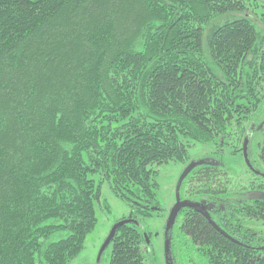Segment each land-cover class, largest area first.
Wrapping results in <instances>:
<instances>
[{"label":"trees","instance_id":"16d2710c","mask_svg":"<svg viewBox=\"0 0 264 264\" xmlns=\"http://www.w3.org/2000/svg\"><path fill=\"white\" fill-rule=\"evenodd\" d=\"M251 2L0 0V264H73L97 226L104 181L134 215L161 213L153 167L187 166L197 144L217 153L186 178L181 200L226 205L208 211L214 224L180 213L173 264L181 242L203 264H264V233L230 220L264 224V200L226 198L222 156L243 150L264 109V41L256 22L236 18ZM224 15L234 19L207 45L205 29ZM147 237L121 226L111 264H145Z\"/></svg>","mask_w":264,"mask_h":264},{"label":"rangeland","instance_id":"374dc122","mask_svg":"<svg viewBox=\"0 0 264 264\" xmlns=\"http://www.w3.org/2000/svg\"><path fill=\"white\" fill-rule=\"evenodd\" d=\"M248 6L246 12L240 13L236 18H247L257 23L259 36L264 41V0H259V6L256 8ZM251 7V8H250ZM231 15L221 16L208 26L204 31V42L209 45L210 37L213 31L233 20ZM234 139V128L231 131ZM253 137V141L250 144L251 153H260V144L263 142V135L256 134ZM232 144V140H229ZM242 146V145H241ZM236 148H229L226 146L222 149V156L225 158L224 162L227 164L228 170L233 179L232 189L233 192L240 190L241 186L246 185L248 180L252 178L249 170L244 165V159L241 154H232ZM214 153V154H213ZM217 153L214 145H193L189 149V158L187 160V166L191 162H197L203 160V157H207L210 161ZM213 154V155H212ZM186 164L182 163H169L159 167H153L158 172L155 176V183L159 186L158 199L161 203L162 212L155 213L153 217H143L139 214L134 215L131 206L118 198L110 184L104 181L102 184V194L99 200L95 202L96 214L98 223L92 234L86 239V247L83 253L73 262V264H111L112 259V247H108L103 250V247L109 238L113 228L123 220H126L130 225L136 227L140 232L144 233L147 244L143 246L145 256L147 258L145 264H168L166 260V227L168 222V216L173 206L176 204L177 195L176 189L178 182L186 169ZM264 168V165H261ZM94 179L99 184L100 177L95 175ZM182 198L186 201L200 203L201 197H186L184 192ZM243 216H239V219ZM182 222V216H178L175 223L173 232L180 234L179 227ZM245 223L249 224L248 220ZM255 228L261 230L264 233V224H257ZM181 235V240H185ZM181 242V241H180ZM182 243V247L187 249L185 253H175L177 256V264H203L201 260L193 253L194 247L188 243ZM181 245V244H180Z\"/></svg>","mask_w":264,"mask_h":264},{"label":"flooded vegetation","instance_id":"af4514ba","mask_svg":"<svg viewBox=\"0 0 264 264\" xmlns=\"http://www.w3.org/2000/svg\"><path fill=\"white\" fill-rule=\"evenodd\" d=\"M262 111H263V112H261L262 114L260 113L259 125L256 128V131L253 130L252 128H253V126L257 125L258 122H254L252 124V126L249 127L248 134L244 139L243 150L238 153V154H241V156L243 157L244 165L249 170V173L252 176V178H250V180H248L246 185L241 186L240 191L233 192L230 196L226 197L228 200H235L240 204L242 202H250V203L254 204V203H258L259 201L264 200V168L261 166V165H264V163L261 161V159L259 157L260 153L259 154L258 153L252 154L251 148H250V144L253 141L252 140L253 137H256L255 136L256 134H259V135L262 134L263 135L261 130L264 127V109ZM247 138H248V145H247V149L245 150L244 145H245ZM263 140H264V135H263ZM261 145L262 144H260V151H261ZM203 160L208 161L207 158H204ZM251 196H253V197H251ZM183 201H185V200H183ZM202 201L205 202V204H203V205L206 207V209L208 211L225 210V205H226L225 203H219L218 208H216L215 203L210 201V199L208 197L202 198ZM196 203H198V201H196ZM170 213H171V211H170ZM222 215H223V213L219 214V216H222ZM179 216H180V214H179ZM227 219L229 220V217ZM230 220H237L238 223L233 221V226L240 227L243 230H252V231L257 230V231L261 232V230L255 228L254 226H256L257 224H261L263 226L262 223L257 222L256 220L246 218V217L240 218L242 224L239 223L238 219H230ZM246 220H248L249 224L245 223ZM172 259H173L172 263H173V261L175 262L173 255H172Z\"/></svg>","mask_w":264,"mask_h":264},{"label":"water","instance_id":"95a60500","mask_svg":"<svg viewBox=\"0 0 264 264\" xmlns=\"http://www.w3.org/2000/svg\"><path fill=\"white\" fill-rule=\"evenodd\" d=\"M249 138V137H248ZM248 138L245 142V145H244V148L245 150L247 149V145H248ZM206 163L205 160H200V161H197V162H192L190 163L186 169L184 170L179 182H178V185H177V191H176V195H177V200H176V204L175 206L172 208L171 210V213H170V216L168 218V222H167V227H166V234H165V238H166V260H167V263L168 264H173L172 263V254H171V239H170V233L173 231L174 227H175V223L177 221V218L179 216V214L184 211L185 209H192V210H195L201 214H203L204 216H206L210 221V216L208 214V210L206 209V207L201 204V203H196V202H190V201H183L181 200V197H180V193H181V188H182V185L184 183V181L186 180V178L192 173L193 170H195L196 168L204 165ZM253 197V196H251ZM213 224L214 222L211 221ZM128 222H121V223H118L112 230L109 238L107 239L104 247H103V250H106L108 247H110V245L112 244V241L114 240L119 228L121 226H123L124 224H126ZM219 231L228 236L227 233H225L223 230H221L219 227H218Z\"/></svg>","mask_w":264,"mask_h":264}]
</instances>
